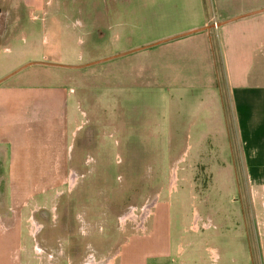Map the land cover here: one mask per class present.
Segmentation results:
<instances>
[{
    "label": "rangeland",
    "instance_id": "rangeland-1",
    "mask_svg": "<svg viewBox=\"0 0 264 264\" xmlns=\"http://www.w3.org/2000/svg\"><path fill=\"white\" fill-rule=\"evenodd\" d=\"M0 3V74L21 69L12 83L67 82L74 106L73 182L58 185L52 200L11 201L0 189L1 230L19 235L13 264H114L127 238L145 233L155 199L171 202L184 250L169 264L244 255L247 201L234 202L238 186L215 181L229 170L212 166L229 155L230 75L250 63V82L264 83V10L243 16L230 0ZM191 171L196 185L185 179ZM196 212L198 231L190 228Z\"/></svg>",
    "mask_w": 264,
    "mask_h": 264
},
{
    "label": "crops",
    "instance_id": "crops-1",
    "mask_svg": "<svg viewBox=\"0 0 264 264\" xmlns=\"http://www.w3.org/2000/svg\"><path fill=\"white\" fill-rule=\"evenodd\" d=\"M230 1L247 11L243 16L258 14L264 10V0ZM256 6L262 8L248 12V8ZM2 14L5 15L6 10L0 3V17ZM237 14L234 12L231 16ZM199 16L205 18V15ZM11 22L19 24L20 20ZM261 37L258 45L264 46V28ZM255 45L245 46L248 47L244 49L245 53L253 56L250 49L256 48ZM43 64L66 68L64 64ZM251 66L249 63L241 75H230L235 114L233 127L227 133L226 146L229 155L225 161L217 160V164L212 166L229 170L228 178L218 177L223 173L219 170L215 181L236 184L239 192H234L232 199L234 202L239 199L246 200L248 204V208L240 214L245 220L242 234L238 232L242 243L244 240L247 242L246 251L244 255L233 254L222 264H264V83L250 82ZM20 70L0 74V185H6L5 190L2 187L0 189L5 191L11 201L31 202L35 198L39 201L47 198L52 200L57 196L58 185L73 182L72 173H77L73 169L72 155V91L67 82H9L7 78L18 74ZM200 165L210 168L208 163L201 162L195 166ZM193 173L194 171H191L185 177L190 185L201 181L199 175ZM210 173V178H213V171ZM28 205L27 202L23 204L22 210H28ZM171 206L170 201L155 199L145 222L147 230L145 233H133L127 238L115 256L114 264H169L170 261H175V251L177 256L184 253L182 245L177 248ZM5 210L7 211V208H0V215H3ZM199 217L196 212L194 223L190 225L194 231L199 230ZM2 227L0 224V264H13L12 253L19 242V235L14 230L2 231ZM251 232L257 235L254 240L251 239ZM179 237L181 239L183 235ZM198 257L200 258V255ZM96 261L90 260L88 263L96 264ZM190 264L202 263L194 259Z\"/></svg>",
    "mask_w": 264,
    "mask_h": 264
},
{
    "label": "built area",
    "instance_id": "built-area-1",
    "mask_svg": "<svg viewBox=\"0 0 264 264\" xmlns=\"http://www.w3.org/2000/svg\"><path fill=\"white\" fill-rule=\"evenodd\" d=\"M151 208H152V206L150 207V211H151ZM150 214V213H149ZM148 214V215H149ZM148 217V216H147ZM146 217V218H147ZM141 230H142V232H144V231H146L147 229H146V227H145V222H143V225H140V227H139Z\"/></svg>",
    "mask_w": 264,
    "mask_h": 264
},
{
    "label": "water",
    "instance_id": "water-1",
    "mask_svg": "<svg viewBox=\"0 0 264 264\" xmlns=\"http://www.w3.org/2000/svg\"><path fill=\"white\" fill-rule=\"evenodd\" d=\"M219 25H221V23H220V24H219V23H215V24H214V26H219ZM206 28H207V27H203V28L196 29V30L198 31V30H203V29H206ZM190 32H192V31H190Z\"/></svg>",
    "mask_w": 264,
    "mask_h": 264
},
{
    "label": "bare ground",
    "instance_id": "bare-ground-1",
    "mask_svg": "<svg viewBox=\"0 0 264 264\" xmlns=\"http://www.w3.org/2000/svg\"><path fill=\"white\" fill-rule=\"evenodd\" d=\"M151 206L149 205V206H146L145 208H150Z\"/></svg>",
    "mask_w": 264,
    "mask_h": 264
},
{
    "label": "flooded vegetation",
    "instance_id": "flooded-vegetation-1",
    "mask_svg": "<svg viewBox=\"0 0 264 264\" xmlns=\"http://www.w3.org/2000/svg\"><path fill=\"white\" fill-rule=\"evenodd\" d=\"M38 229H39V227H38Z\"/></svg>",
    "mask_w": 264,
    "mask_h": 264
}]
</instances>
